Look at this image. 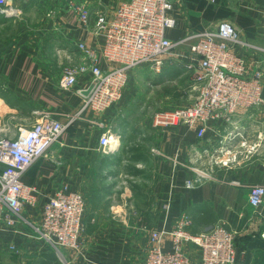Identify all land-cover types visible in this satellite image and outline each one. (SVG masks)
Instances as JSON below:
<instances>
[{
  "label": "crops",
  "instance_id": "1",
  "mask_svg": "<svg viewBox=\"0 0 264 264\" xmlns=\"http://www.w3.org/2000/svg\"><path fill=\"white\" fill-rule=\"evenodd\" d=\"M128 1L9 0L8 12H0V139L14 140L19 128H31L35 111L49 113L66 126L51 154L36 160L20 179L35 189L36 204L23 207L27 223L0 222V264H142L150 233L159 232L160 248L169 252L170 232L185 215L191 235L217 225L236 232L235 264H264V210L248 203L250 188L264 187V103L254 110H238L230 121L210 122L201 140L196 136L197 125L153 129L147 111V102L156 101L147 86L175 83L168 77L173 73L190 74L185 64L192 59L190 47L198 34L214 31L224 21L252 47L241 53L250 69L258 68L263 74L264 101V53L257 51L264 50V0H216L214 4L173 0L170 14L175 28L167 37L175 47L164 56L161 72H135L118 104L104 113L93 112L83 106L90 86L88 74L70 90L58 84L65 68L80 63L75 51L79 43L98 54L104 45L103 37L89 32L69 5L86 8L94 23L96 12L104 11L111 18L114 8ZM99 66L107 68L101 58ZM133 111L140 116L137 120L129 116ZM104 129L116 140L117 148L109 154L98 144ZM123 149H137L147 159L129 163L120 156ZM212 155L229 162L215 167L201 185L185 191L183 185L193 177L192 170H199ZM127 166L130 200L138 214L120 223L111 219L110 211L121 202L119 181ZM60 191L79 193L88 203L81 244L76 250L62 249L63 261L34 231L41 222L43 204ZM182 250L189 264H201L200 247L184 243Z\"/></svg>",
  "mask_w": 264,
  "mask_h": 264
},
{
  "label": "built area",
  "instance_id": "2",
  "mask_svg": "<svg viewBox=\"0 0 264 264\" xmlns=\"http://www.w3.org/2000/svg\"><path fill=\"white\" fill-rule=\"evenodd\" d=\"M207 1L214 4L216 0ZM8 3L9 0H0L1 13L8 12ZM172 4L173 0H129L116 6L111 18L104 11L96 12L94 23H91L86 8L69 5L89 32L103 37L104 45L98 54L91 47L79 43L75 51L81 61L64 69L59 87L70 90L80 77L88 74L90 86L83 106L93 112L104 113L122 100L132 74L143 69L158 75L164 66V56L175 47L167 37V32L175 28L170 14ZM242 38L240 32L225 21L220 22L214 31L205 30L198 34L196 43L190 47L192 59L185 64V69L192 75L191 89L196 95L184 108L153 113L150 119L153 129L192 128L197 125L196 136L201 140L210 122L230 121L238 110H254L263 105V74L258 68L247 66L241 50L247 51L252 47ZM257 51L264 53V50ZM100 58L105 61L106 69L99 66ZM34 118L31 128L18 129L16 139H0V222L8 226H13L16 220L27 223L22 210L24 206H35L37 193L34 188L24 186L20 179L36 160L51 154V147L66 128L43 111H35ZM98 144L106 154L117 148L116 140L108 129L102 131ZM152 152L157 153L155 150ZM228 162L215 160V164ZM192 171L193 177L184 182L185 191L193 190L211 177L209 173ZM248 200L253 209L264 210V187L252 186ZM164 209L167 211L168 206ZM111 211L114 220L121 218L120 206H112ZM85 212V200L79 193L60 191L50 195L41 208V222L34 228L37 239L52 248L59 257L61 249H78ZM128 215L133 217L132 212ZM123 217V223L130 219L124 213ZM189 227L190 220L185 215L170 232L169 252L160 248L161 234L151 232L150 245L142 264H189L190 259L182 250L184 243L200 247L201 264H235L236 232L217 225L199 235H191Z\"/></svg>",
  "mask_w": 264,
  "mask_h": 264
},
{
  "label": "rangeland",
  "instance_id": "3",
  "mask_svg": "<svg viewBox=\"0 0 264 264\" xmlns=\"http://www.w3.org/2000/svg\"><path fill=\"white\" fill-rule=\"evenodd\" d=\"M139 72V71H137ZM179 72V71H178ZM180 73H173V76H168V77H173V79H175V83L168 81L165 82V84H160V85H153V86H147V89L151 90L152 92L155 94V100L157 101H153V102H147V104L149 105L147 107V111L151 113V116L153 113L158 112L159 110H173L176 108H184L186 106H188L189 104L192 103L196 93H194V91H192L191 89V85H192V75L185 73L184 77L182 76ZM136 74V73H135ZM180 75V77L178 76ZM139 77H141V82L140 84H143L142 81L144 82V76H142V74L139 75ZM175 77H179V78H175ZM148 80V79H147ZM186 81H189L188 83H186ZM147 83H149V81H147ZM152 87V88H151ZM158 88V89H156ZM165 96H167L165 98ZM166 102V106L163 107L164 103ZM161 104V106H160ZM145 106V105H144ZM143 106V108H144ZM146 109V106H145ZM129 116L132 117L131 120H137V117L139 118L140 116L137 115L134 111L129 113ZM128 116V117H129ZM150 116V117H151ZM129 119V121H131ZM133 128V127H132ZM121 158H125L127 160V162L132 163L133 161H135L136 158H139L140 161H145V156L142 152H140L137 149H123V151L120 153ZM139 154V155H137ZM216 156V155H215ZM211 156L208 159H205L202 167L199 168L198 171H200L201 173L207 174L209 173L211 175V173L214 172V168L215 167H221L223 166L222 164H215V160L220 161V159H218V156ZM147 159V158H146ZM221 162V161H220ZM126 170V171H125ZM123 172L124 174L126 173L125 176L121 177L119 183H120V188H121V199L119 203L114 204L113 206H120L121 208V215H120V219L116 218L117 220H119L120 223H123L122 220L124 219L123 217V213L125 214L126 217H129V213L132 212L133 213V217H129L130 219L132 218H136L137 214L135 213V208L133 207V204L130 200V191H131V183H130V174L128 175L127 173H129L131 171L130 167L127 166V168L125 169ZM84 200H85V205H86V209L88 206L87 200L86 198L83 196ZM110 216L111 219L114 220L112 211H110ZM116 221V220H114ZM82 236V235H81ZM81 240V238H80ZM60 253H62V249L60 250ZM59 259L61 261H63V257H59Z\"/></svg>",
  "mask_w": 264,
  "mask_h": 264
},
{
  "label": "water",
  "instance_id": "4",
  "mask_svg": "<svg viewBox=\"0 0 264 264\" xmlns=\"http://www.w3.org/2000/svg\"><path fill=\"white\" fill-rule=\"evenodd\" d=\"M88 94V92H86Z\"/></svg>",
  "mask_w": 264,
  "mask_h": 264
}]
</instances>
